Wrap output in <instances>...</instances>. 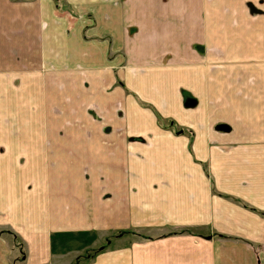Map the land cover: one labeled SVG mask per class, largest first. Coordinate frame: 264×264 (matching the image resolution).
<instances>
[{
	"label": "crops",
	"instance_id": "obj_1",
	"mask_svg": "<svg viewBox=\"0 0 264 264\" xmlns=\"http://www.w3.org/2000/svg\"><path fill=\"white\" fill-rule=\"evenodd\" d=\"M78 256L264 264V0H0V264Z\"/></svg>",
	"mask_w": 264,
	"mask_h": 264
},
{
	"label": "trees",
	"instance_id": "obj_2",
	"mask_svg": "<svg viewBox=\"0 0 264 264\" xmlns=\"http://www.w3.org/2000/svg\"><path fill=\"white\" fill-rule=\"evenodd\" d=\"M182 130H178V132H181ZM122 234H124V232H117V233H114L113 234V236H109V237H107L106 238V240H105V243H109L110 241H111V238L112 237H118V236H121ZM101 249H104V246H101L100 248H99V250H101ZM91 255V254H90ZM90 257V256H89ZM78 259H80V256H78L76 259H75V262H74V264H79V262H78Z\"/></svg>",
	"mask_w": 264,
	"mask_h": 264
},
{
	"label": "rangeland",
	"instance_id": "obj_3",
	"mask_svg": "<svg viewBox=\"0 0 264 264\" xmlns=\"http://www.w3.org/2000/svg\"><path fill=\"white\" fill-rule=\"evenodd\" d=\"M14 156V155H13ZM19 161V164L17 165V164H15V162H13V166H12V168H14V169H17V168H20V164H21V161H20V159H18ZM114 234V233H113ZM113 234H111V235H109V236H113ZM109 236H107V237H109ZM106 237V238H107ZM113 238H115V237H112L111 239H113ZM106 240V239H105ZM105 240L102 242V244L100 245V246H104L105 245Z\"/></svg>",
	"mask_w": 264,
	"mask_h": 264
}]
</instances>
